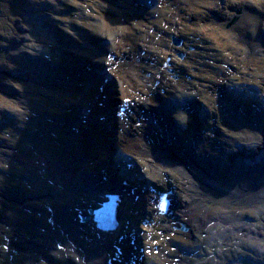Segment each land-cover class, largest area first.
Here are the masks:
<instances>
[{
    "label": "bare ground",
    "instance_id": "6f19581e",
    "mask_svg": "<svg viewBox=\"0 0 264 264\" xmlns=\"http://www.w3.org/2000/svg\"><path fill=\"white\" fill-rule=\"evenodd\" d=\"M111 193L107 234L84 218ZM140 246L264 264V0H0V264Z\"/></svg>",
    "mask_w": 264,
    "mask_h": 264
},
{
    "label": "rangeland",
    "instance_id": "374dc122",
    "mask_svg": "<svg viewBox=\"0 0 264 264\" xmlns=\"http://www.w3.org/2000/svg\"><path fill=\"white\" fill-rule=\"evenodd\" d=\"M130 231L132 232V235L134 237H136V238H132V239H134L136 242H138V232H137L136 228L132 227V228H130ZM132 244H134V242ZM135 246H136V244H135ZM142 250H143V248H142V246H140V250H139L140 252H136L137 253V259L133 258V260H132L133 263L135 262V260H139L138 264L141 263V261H142V256H141Z\"/></svg>",
    "mask_w": 264,
    "mask_h": 264
},
{
    "label": "water",
    "instance_id": "95a60500",
    "mask_svg": "<svg viewBox=\"0 0 264 264\" xmlns=\"http://www.w3.org/2000/svg\"><path fill=\"white\" fill-rule=\"evenodd\" d=\"M173 43H174V45H179L180 44V42L178 40L174 39V38H173ZM181 230L184 231L183 226H181Z\"/></svg>",
    "mask_w": 264,
    "mask_h": 264
}]
</instances>
